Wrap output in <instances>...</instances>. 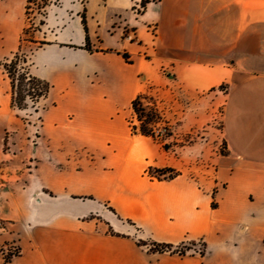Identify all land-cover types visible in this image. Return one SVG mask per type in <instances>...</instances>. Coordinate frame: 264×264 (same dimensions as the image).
<instances>
[{
    "label": "crops",
    "instance_id": "0c3cea01",
    "mask_svg": "<svg viewBox=\"0 0 264 264\" xmlns=\"http://www.w3.org/2000/svg\"><path fill=\"white\" fill-rule=\"evenodd\" d=\"M26 2L0 0V60L19 50ZM41 34L31 73L51 90L40 137L6 144L20 120L0 70V219L21 231L9 264H264V0H58ZM146 58L188 90L227 86L212 183L147 175L168 152L125 115ZM141 241H203L207 253Z\"/></svg>",
    "mask_w": 264,
    "mask_h": 264
},
{
    "label": "rangeland",
    "instance_id": "374dc122",
    "mask_svg": "<svg viewBox=\"0 0 264 264\" xmlns=\"http://www.w3.org/2000/svg\"><path fill=\"white\" fill-rule=\"evenodd\" d=\"M31 3V21L27 20L26 14L22 19L23 31L28 29V33L23 35L22 32L19 50L0 60V70L3 71L7 79H9L7 71L4 70L1 63L7 64L9 69L14 68L16 61L13 60V56L18 51L23 56L22 58H26L27 62L18 61L17 66L24 67L31 72L32 55L39 48V43L43 41L41 34L43 25L41 26L40 23L45 21L48 8L57 5L58 0H31ZM43 11L46 16H41ZM151 33H154V30ZM22 40L24 41L22 42ZM6 60L7 62H5ZM148 60L149 58H146L145 64H147L149 76L141 80L145 95L143 103L148 108H156L161 115V121L157 124V139L160 143L155 141L156 146L163 148L164 143L170 144L171 147L166 150L167 155H163L157 163H153L155 167H146L148 165L146 163L147 155L144 154L140 160V166H145L147 175L154 180H171L175 176L185 175L199 184L212 183L216 176L218 161L226 155V145L222 137V120L227 86L221 85L204 92L188 90L174 79L169 68L166 70L162 67L158 68L154 63L147 62ZM9 82H11L10 79ZM21 105L22 111L11 107L13 117L20 120V126L18 129H10L6 133V144L9 142V138L16 135L28 139L41 135V122L38 113L49 106V101L27 96ZM125 115L131 126V131L132 126L140 125L131 107ZM166 128L170 130V138L166 137ZM5 148L8 149V147ZM169 166L175 170L161 172L166 170L165 168H171ZM0 233L6 236V239L0 243V260L3 264H9L20 255L21 231L9 222L0 219ZM139 244L146 247L149 252L168 253L179 257H204L207 253V247L203 241L190 242L177 248L169 246L170 250L163 252L157 246L158 244L153 242L141 241Z\"/></svg>",
    "mask_w": 264,
    "mask_h": 264
},
{
    "label": "trees",
    "instance_id": "16d2710c",
    "mask_svg": "<svg viewBox=\"0 0 264 264\" xmlns=\"http://www.w3.org/2000/svg\"><path fill=\"white\" fill-rule=\"evenodd\" d=\"M145 4V2H144ZM31 0H27V6H26V17L28 21L30 20L31 17ZM44 9V8H43ZM46 16V13L41 14V16ZM40 25H44V20L41 21ZM85 25V22H84ZM28 33V29L23 31V35H26ZM87 33V29H86ZM24 40H22L23 42ZM87 42V47H89L90 42H89V37L87 36L86 38ZM43 45V42L39 43V47ZM21 50V49H20ZM20 51L14 54L13 60L16 61V64L14 68H8L7 64L1 63V66L4 68L5 71H7L8 77L10 79V85H11V94H12V108L22 111V105L21 102L25 101L26 97H31V98H41V99H47L49 92L51 90V86L49 83L40 80L33 76L31 72L24 68L17 66L18 61H22L23 63L27 62L26 58H22ZM124 58L128 61L129 56L124 55ZM30 61V60H29ZM7 62V60L5 61ZM16 81L18 84L16 85ZM18 95L20 98L18 99ZM145 95L141 94L137 96L132 104H131V110L132 112L136 115L137 120L139 122V126H132V132L133 134H140L145 137L152 138L154 141L159 142L157 139V129H158V123L161 121V115L158 112L156 108H148L147 106L144 105L143 100H144ZM167 129V135L166 137L170 138V130ZM170 144H164L163 143V148L165 150L170 149ZM162 173L166 172H173L172 170H164L161 171ZM176 177V176H175ZM174 177V178H175ZM162 249V252L165 250H170L171 247L169 246H164V245H157Z\"/></svg>",
    "mask_w": 264,
    "mask_h": 264
},
{
    "label": "built area",
    "instance_id": "2783aa9c",
    "mask_svg": "<svg viewBox=\"0 0 264 264\" xmlns=\"http://www.w3.org/2000/svg\"><path fill=\"white\" fill-rule=\"evenodd\" d=\"M145 6L146 4H144V1L142 2H138L135 6H134V12L136 14H140L145 10Z\"/></svg>",
    "mask_w": 264,
    "mask_h": 264
}]
</instances>
